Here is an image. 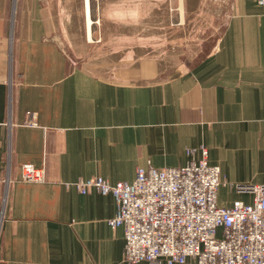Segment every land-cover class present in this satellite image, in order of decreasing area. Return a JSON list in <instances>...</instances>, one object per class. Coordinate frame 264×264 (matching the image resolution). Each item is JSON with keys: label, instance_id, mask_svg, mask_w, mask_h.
<instances>
[{"label": "crops", "instance_id": "0c3cea01", "mask_svg": "<svg viewBox=\"0 0 264 264\" xmlns=\"http://www.w3.org/2000/svg\"><path fill=\"white\" fill-rule=\"evenodd\" d=\"M194 1L166 0L161 22L157 0L146 16L141 0H102L95 25L93 0H0V264H147L125 260L114 196L65 182L132 181L149 162L186 164L189 147L220 166L221 205L253 200L238 185H264V4L231 5L212 51L175 76L146 71L154 55L125 54L142 19L205 31L189 22L205 16ZM28 162L45 181L23 180Z\"/></svg>", "mask_w": 264, "mask_h": 264}, {"label": "built area", "instance_id": "2783aa9c", "mask_svg": "<svg viewBox=\"0 0 264 264\" xmlns=\"http://www.w3.org/2000/svg\"><path fill=\"white\" fill-rule=\"evenodd\" d=\"M201 151L198 159L197 149L188 150L190 159L181 166L139 167L132 181L96 176L78 182L85 193L98 189L114 196L116 211L108 223L124 230L126 261L264 264V185H238L253 200L221 205L219 189L227 179L210 163L208 149ZM22 178L45 181V168L24 163Z\"/></svg>", "mask_w": 264, "mask_h": 264}, {"label": "rangeland", "instance_id": "374dc122", "mask_svg": "<svg viewBox=\"0 0 264 264\" xmlns=\"http://www.w3.org/2000/svg\"><path fill=\"white\" fill-rule=\"evenodd\" d=\"M199 1L200 0H195L194 3L192 4L193 7L196 6L204 7L203 5L198 4ZM240 1L241 0H205V16L195 15L193 16L192 20H189V22H196L197 17L200 18V21H203L204 19V22L207 24L205 31L197 30L195 29L196 28L195 26L190 25L191 26L190 27L188 25L186 27L188 30L187 32H177V31L165 32L160 30L154 32L145 29L146 24L149 22V19H142L140 24L141 27L140 32H136V31L126 32V37H130V38H134V37H131V35H127V34H140L141 36L137 37L141 39L140 46L126 47L125 54L126 55L136 54V57L145 54L154 55L158 60L156 66H154L153 64L149 65L148 63L145 64L143 63L144 65L143 68L146 71L153 72L151 74L155 73L158 76L157 79L166 78L167 76H175L179 74L181 68L183 67L191 68L192 66L195 65L196 60L201 59L210 51H212L215 43L218 40V37L222 34L223 26L227 19V14L230 9V6L231 5L238 6ZM141 2H142V6L140 8V12L142 16L144 15L146 16L148 13H150V11H152L151 7H149L151 0H141ZM165 2L166 0H157V4H158L157 14L160 17V19L159 20L157 19V21H161V22L164 21L165 9L162 4H165ZM101 4H102V0H93V7H94L93 23H95V25H99L100 23L103 22V18L100 17L101 10L99 9L101 8ZM211 10L213 11V13H211ZM179 35H182L183 38L178 37ZM155 36L157 37V39H155ZM96 40H98V38H95L93 40L94 43H96L95 42ZM186 60L189 61L186 62ZM181 61H185V63H182ZM152 80H144V81H152ZM201 147L207 148L205 145H202L198 148L189 147L187 148V154H188V150H192V149L193 150L197 149V152L199 150L201 151ZM197 152H195V157L197 156L196 155ZM149 166H155V165L149 162L147 166H138V168L149 167ZM96 176L103 177L104 179L111 182L108 178L104 176L101 175H96ZM96 176H92V177H96ZM81 179L85 180L89 178L81 177L75 181L65 182V183L67 186H69L68 184H70V186H74L80 193L85 194V192L81 191L78 187V182ZM111 183H116V182H111Z\"/></svg>", "mask_w": 264, "mask_h": 264}]
</instances>
